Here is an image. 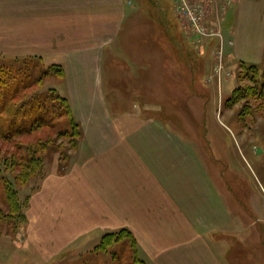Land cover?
<instances>
[{
    "label": "crops",
    "instance_id": "crops-1",
    "mask_svg": "<svg viewBox=\"0 0 264 264\" xmlns=\"http://www.w3.org/2000/svg\"><path fill=\"white\" fill-rule=\"evenodd\" d=\"M174 17V7L169 11L160 0H0V53L62 62V92L83 130L72 157L62 164L54 155L29 198L25 240L43 259L127 228L153 261L219 264L206 240L231 233L232 217L228 211L229 221H223L216 185L190 140L155 132L165 123L148 118L160 108L159 97L168 103L157 110L162 116L178 104L194 108L193 93H208L212 80L192 78L207 72L213 60L207 52L197 53L203 63L195 60L196 51ZM235 35L232 29L230 58L237 54ZM122 72L134 82L126 98L134 93L144 98L153 90V99L133 102L138 114L120 113L124 97L108 95L117 92ZM177 93L188 96L178 101ZM205 188L210 193L203 194ZM231 235L222 247L227 258L232 239L243 238ZM214 242L221 244L219 237ZM242 248L236 251L250 253L248 246Z\"/></svg>",
    "mask_w": 264,
    "mask_h": 264
},
{
    "label": "rangeland",
    "instance_id": "rangeland-1",
    "mask_svg": "<svg viewBox=\"0 0 264 264\" xmlns=\"http://www.w3.org/2000/svg\"><path fill=\"white\" fill-rule=\"evenodd\" d=\"M160 1L169 11L174 7L172 0ZM215 6L217 7L216 16L213 18L217 27L220 26L225 39L222 84L218 83L215 74V66L218 60L212 56L218 40L209 38L202 45H197L195 39L191 37L186 24L174 10V24L179 25L183 30L184 36L190 41L194 51H196L193 52L194 57L195 55L198 56L197 53L202 55L207 52V57L210 56L213 60L207 72L204 74L195 73L192 78L197 80L200 76L205 79L209 75L212 80L210 85L207 86L208 93H202V98L197 97L193 93L196 100L194 108L183 109L182 105L178 104L179 110L175 107L164 110V113H162L164 117L157 110L160 109L161 111L162 107L166 108L168 103L165 102L163 97H159L160 108L155 109L153 116L148 118L160 122L164 121L165 123L163 126L159 124L160 128L155 126V132L172 134L174 137L181 136L187 138V141L190 140V143L194 146L192 148L194 154L198 157V161L203 167L202 170L208 173L210 181H214L216 185L215 194L220 203L218 207H220L219 213L223 216V221L226 224L228 223V211L232 217L231 233L220 234L219 232L217 236L210 234L212 237L209 238L208 236L206 240L208 246L214 248L212 253L217 257L219 264H259L261 257L264 256V99H246L250 102L248 104L251 105L253 113H249V115L242 118L239 115L241 106L247 101L243 100L233 108L232 106H227V99L236 87L250 84V81L242 78L247 72L239 69L241 62H245L247 65H258L261 69L263 68L264 0H232L228 4L226 0H215ZM213 26L216 28L215 25ZM232 29L236 33L234 42L237 54L235 57L230 58L228 54L231 52L232 46L228 45V41L231 40L233 42ZM211 47H213V50H211ZM2 48L4 47H0V49ZM20 58H23V56H10L7 53H0V66L17 62V60L20 63L24 60ZM195 60L199 64L203 63V57H195ZM29 61L37 63L43 68L52 64H60L64 67L62 62L48 64L43 58L42 60L35 58V60ZM227 63H229L228 67ZM133 71L136 72V69L134 68ZM229 71L231 75L226 76L225 73ZM106 75L107 72L104 68L101 76L104 84L107 80ZM181 79L184 82L185 78L181 76ZM131 80L123 77L122 72V76L117 80L119 84L117 92L108 94L110 97L117 95L124 97L119 103L120 106L122 104V107L118 109L122 114L131 111L134 114H138L140 110L134 106L133 102L142 101V99H145V101H148L149 98L153 99L152 94H149L150 91H153L151 89L142 94L144 98L139 97L137 93L132 94L133 96L137 95L136 97L131 98V95L126 98L125 91L134 84L133 81L130 84ZM63 83L64 81L53 77L47 78L40 86H34L21 92L16 101L26 100L37 90L47 92L52 89L64 96L62 92L64 89ZM147 84L152 88L154 84L153 78L148 79ZM160 94L162 96L166 95L164 92ZM177 95L178 101L185 99V95L188 96V94L184 93L181 95L177 93ZM197 95L200 94L197 93ZM199 98L202 99V102ZM151 109L146 107L144 111ZM247 111H250L249 108ZM171 115L175 117V120L171 118ZM59 124H61L62 130L72 129L68 117L62 118ZM55 133L56 131L43 128L28 135L17 136L11 141L0 139V149L2 150L0 152L4 153L1 154L4 156L9 154V152L18 155L17 148H22L25 145L36 147L38 142L44 141L48 136L52 138L47 142L49 147L46 148L44 153V165L39 166L35 170H30L27 174L28 177L23 183H15V174L11 173V169L6 171L4 167H0V179L8 178L14 183L13 188L17 190L18 200L21 204L20 209L17 208L19 213L15 214V216L0 218V264H140L135 262V258H139L145 264H162L153 261L149 255H146L138 248L137 240L132 232L135 241L126 238L123 241L116 242L106 252L97 249L102 239L101 236L86 246L76 248V245H73L48 260L43 259V256L25 240L24 229L28 223L26 209L29 198L39 188L42 179L48 173V165L51 164L54 155H59L58 151L55 152L54 149L60 147L59 150L62 154L68 155L66 159L60 160L62 164H65L77 150H71L70 139L57 138ZM179 155L182 156L181 153ZM192 169L194 171V163ZM208 192L209 190L205 188L203 194ZM6 203L3 186L0 183V208L3 209L4 215L9 211ZM226 234H232L231 236L238 235L237 237L239 235L243 236V238H238L236 241H234V238L232 239V253L228 254V258L226 257L227 253L222 252V247L225 246L227 248V240L230 237L225 236ZM217 237L220 238L221 242L218 246L214 244ZM243 246H248L250 253L238 252L244 251Z\"/></svg>",
    "mask_w": 264,
    "mask_h": 264
},
{
    "label": "trees",
    "instance_id": "trees-1",
    "mask_svg": "<svg viewBox=\"0 0 264 264\" xmlns=\"http://www.w3.org/2000/svg\"><path fill=\"white\" fill-rule=\"evenodd\" d=\"M35 58L42 60L38 56H26L20 58L24 59L20 63L17 60V62L0 66V139L11 141L17 136L28 135L33 131L47 128L56 131L55 137L57 138L70 139L71 150L73 151L77 149L83 132L80 124L73 117L71 105L66 97L49 89L47 92L37 90L26 100L16 101L21 92L34 86H40L47 78L53 77L61 81L65 79V70L62 65L52 64L43 68L39 64L29 61L35 60ZM239 69L247 72L242 78L250 81V84L238 86L233 90L227 99V106L233 108L246 99H264V62L262 69L258 65H247L246 63H241ZM248 102L241 106L240 118L253 113ZM248 108L250 111H247ZM64 117L69 118L72 125L71 130L61 129L59 122ZM49 139L52 138L48 136L44 141L38 142L36 147L25 145L22 148H17L18 155L9 152L3 156L1 154L4 153L0 152V167H4L6 171L11 169V173L15 174V183H23L30 170H35L44 165V153L49 147L47 146ZM59 149L60 147L54 149L55 152L58 151L59 159H66L68 155L62 154ZM0 183L3 186L6 205L9 210L4 215L3 209L0 208V218L13 217L19 213L17 208L20 209L21 207L17 190L13 188L14 183L8 178L0 179ZM126 238L135 241L131 231L127 228L107 232L102 236L97 249L106 252L116 242ZM134 260L137 263L145 264L139 258Z\"/></svg>",
    "mask_w": 264,
    "mask_h": 264
},
{
    "label": "built area",
    "instance_id": "built-area-1",
    "mask_svg": "<svg viewBox=\"0 0 264 264\" xmlns=\"http://www.w3.org/2000/svg\"><path fill=\"white\" fill-rule=\"evenodd\" d=\"M174 3L175 13L186 24L190 35L195 39L197 45H202L206 39L216 38L218 40L217 46L213 50V56L217 58L215 66V74L219 84L224 77V45L225 39L220 30V26L217 27L214 16H216L217 7L215 6V0H172ZM232 0H226V3H230ZM215 25L216 28L213 26ZM233 42L228 41V45L232 46ZM226 76H230L231 72L225 73Z\"/></svg>",
    "mask_w": 264,
    "mask_h": 264
}]
</instances>
